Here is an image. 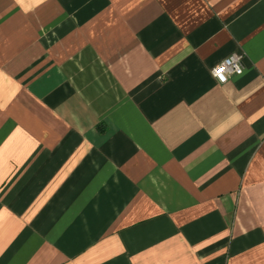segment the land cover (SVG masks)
<instances>
[{
  "label": "crops",
  "instance_id": "1",
  "mask_svg": "<svg viewBox=\"0 0 264 264\" xmlns=\"http://www.w3.org/2000/svg\"><path fill=\"white\" fill-rule=\"evenodd\" d=\"M0 264H264V0H0Z\"/></svg>",
  "mask_w": 264,
  "mask_h": 264
},
{
  "label": "built area",
  "instance_id": "2",
  "mask_svg": "<svg viewBox=\"0 0 264 264\" xmlns=\"http://www.w3.org/2000/svg\"><path fill=\"white\" fill-rule=\"evenodd\" d=\"M243 55L234 54L226 58L216 68L212 75L219 84H226L232 77L242 76L244 73Z\"/></svg>",
  "mask_w": 264,
  "mask_h": 264
}]
</instances>
